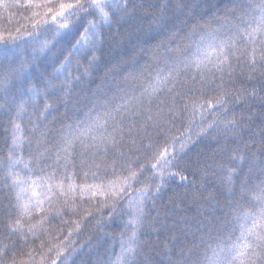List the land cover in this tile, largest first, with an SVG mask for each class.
Returning a JSON list of instances; mask_svg holds the SVG:
<instances>
[{
  "label": "snow or ice",
  "instance_id": "1",
  "mask_svg": "<svg viewBox=\"0 0 264 264\" xmlns=\"http://www.w3.org/2000/svg\"><path fill=\"white\" fill-rule=\"evenodd\" d=\"M202 2L0 0V264H75L118 219L95 264H149L152 233L159 264H264V0ZM125 26L147 46L91 88ZM172 184L212 212L152 215Z\"/></svg>",
  "mask_w": 264,
  "mask_h": 264
},
{
  "label": "trees",
  "instance_id": "2",
  "mask_svg": "<svg viewBox=\"0 0 264 264\" xmlns=\"http://www.w3.org/2000/svg\"><path fill=\"white\" fill-rule=\"evenodd\" d=\"M11 2V0H9ZM230 7L231 4L229 0H203L201 8L197 12H203L204 18L207 19L211 16L212 13L216 12L217 9H220V15H223V8L225 6ZM16 18H19L20 13L17 9L10 10ZM7 17L8 12L3 13V18L0 19V24L7 26ZM24 21H21L23 23ZM16 22L13 20L12 28L13 30L16 27ZM127 29V26H125ZM115 31V29H113ZM129 33L132 34V38L128 39L125 37L122 42L116 43L114 41L106 40V46L104 50V60L108 63H104L102 67L94 73L95 83L91 84L90 87L94 88L96 84L100 82V77L103 75L104 70L107 67H110L111 63H115L121 60H128L133 55H139V50L141 47H146L143 39L136 38V32L134 29H127ZM123 34V30H122ZM143 63V60L140 61ZM240 109H237L239 112ZM247 135V134H245ZM216 148V145L211 142V140H205L201 144L197 145L196 150L203 152L211 153L213 149ZM196 150L191 153L193 158H195ZM6 151V149H5ZM199 179L198 177L196 178ZM197 189L191 187L185 188L183 185L177 187L175 184L170 185L165 191L161 193L159 197L156 198V207L155 211L151 214L155 215V212L158 211L161 214H168L171 219L168 221L171 223L173 220H177L182 216L192 217L193 226L198 222L202 217H207L212 212V206L206 203H194L192 200V194L196 192ZM187 192V195H185ZM209 192L215 193L214 185H209V187L203 192V196H207ZM218 199L222 197L217 196ZM198 209L202 215L198 216ZM218 214V213H217ZM107 215V213H105ZM128 217L124 216L122 219L126 220ZM163 219V215H162ZM93 222H90L84 226L83 232L80 236V240L85 242L86 246L83 252H81L77 257L75 264H95L97 259L106 262L109 256L112 254L113 247L115 251H119V236L123 231V224L120 223L118 219L111 226L105 227L103 230L93 228ZM108 234V235H106ZM170 236V233H164L157 238L155 233H152L150 236H142L141 239L145 240L146 243L142 248V256L140 257L143 260L145 257L148 258L149 264H159L163 259L162 245L165 239ZM91 240V244L88 245L86 242ZM39 243V241H37Z\"/></svg>",
  "mask_w": 264,
  "mask_h": 264
}]
</instances>
